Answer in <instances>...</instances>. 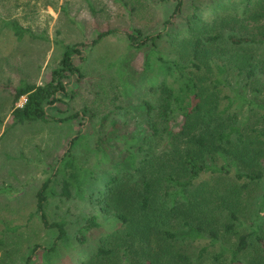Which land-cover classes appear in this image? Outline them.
I'll list each match as a JSON object with an SVG mask.
<instances>
[{
  "label": "trees",
  "instance_id": "trees-1",
  "mask_svg": "<svg viewBox=\"0 0 264 264\" xmlns=\"http://www.w3.org/2000/svg\"><path fill=\"white\" fill-rule=\"evenodd\" d=\"M159 2L174 6L163 32L122 36L128 51L115 64L126 106L103 114L85 107L66 119L49 113L74 99L72 82L82 77L75 59L85 61L83 48L121 33L112 29L89 45H63L47 84L22 82L10 92L13 127L83 121L86 139L93 140L88 152L97 159L86 166L76 157L79 131L37 194L36 215L56 239L34 246L25 264L83 252L78 245L86 244V232L101 228L102 215L121 226L81 264H264V126L251 124L264 101L226 92L233 79L243 91H264V0ZM6 26L21 39L36 38L17 22ZM140 53L143 70L131 74L128 60ZM24 97V106H16ZM134 117L148 129L130 134ZM57 181L63 198L87 202L92 211L76 239L64 219L48 215ZM19 229L7 226L3 234ZM182 240L208 245L196 259L177 250Z\"/></svg>",
  "mask_w": 264,
  "mask_h": 264
},
{
  "label": "rangeland",
  "instance_id": "rangeland-1",
  "mask_svg": "<svg viewBox=\"0 0 264 264\" xmlns=\"http://www.w3.org/2000/svg\"><path fill=\"white\" fill-rule=\"evenodd\" d=\"M173 10V5H164L159 0H0V264H25L34 246H50L55 241L56 234L47 231L36 215L37 194L79 131H83V142H79L75 149L76 157L86 166L94 165L97 160L88 152V144L92 145L93 140L86 139L88 134L83 121L13 127L10 92L22 82L47 84L52 78L51 71L62 58L63 45H89L98 34L112 29L121 33L104 39L94 48H83L85 61L75 59L82 77L72 82L74 99L67 101L68 105L58 104L50 108L49 113L66 119L71 111L85 107L103 114L126 106L127 99L121 94L115 64L128 51V44L122 36L126 31L136 29L144 34L163 32ZM181 20L184 19H176L179 25ZM11 22L30 30L36 38L30 35L19 38L7 28L6 24ZM128 61L129 73L142 72L143 53ZM232 75V78H238L237 72ZM236 82L235 79L230 82L227 93H248L247 97L258 104L264 101V91L255 92L258 86L243 91ZM6 86L9 91L3 89ZM22 102L23 98L16 106L20 107ZM251 124L256 128L264 126V109H255ZM147 129L145 120L135 117L129 120L130 134L136 135ZM59 183L55 184L58 193L52 194L49 200L48 215L54 222L64 219L70 237L76 239L92 211L87 202L63 198ZM99 222L101 228L86 232V244L78 245L77 250L86 248L83 252L67 250L60 257H50L49 262L39 256L33 264H63L67 261L81 264L102 237L121 226L106 215L100 216ZM7 226L20 229L15 234L4 235ZM207 245V242L192 244L182 240L177 244V250H184L197 259L200 250Z\"/></svg>",
  "mask_w": 264,
  "mask_h": 264
},
{
  "label": "built area",
  "instance_id": "built-area-1",
  "mask_svg": "<svg viewBox=\"0 0 264 264\" xmlns=\"http://www.w3.org/2000/svg\"><path fill=\"white\" fill-rule=\"evenodd\" d=\"M26 102H27V98L24 97L23 102L21 103L20 107H23Z\"/></svg>",
  "mask_w": 264,
  "mask_h": 264
}]
</instances>
